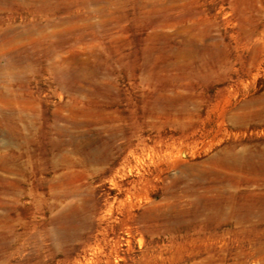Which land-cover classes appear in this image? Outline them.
Listing matches in <instances>:
<instances>
[{"label": "rangeland", "instance_id": "374dc122", "mask_svg": "<svg viewBox=\"0 0 264 264\" xmlns=\"http://www.w3.org/2000/svg\"><path fill=\"white\" fill-rule=\"evenodd\" d=\"M0 94V264H264V0H0Z\"/></svg>", "mask_w": 264, "mask_h": 264}, {"label": "bare ground", "instance_id": "6f19581e", "mask_svg": "<svg viewBox=\"0 0 264 264\" xmlns=\"http://www.w3.org/2000/svg\"><path fill=\"white\" fill-rule=\"evenodd\" d=\"M4 112L5 113H4L3 119H7V120L10 118H13V120H15V119L19 120L22 118V116H25L23 110H21V111L20 110H15V111L10 110L9 112H6V111H4ZM15 126L16 125L11 124L10 128L12 130H14ZM20 129L23 130V126H21ZM242 158H243L242 153L233 152L230 156H228L227 153H220L219 156L216 157L215 159H217V161L219 160L220 162L225 163V164L226 163L227 164H234V163H239ZM260 161H261L260 162L261 164L259 163V165L255 166V167H251L249 169V171L256 174V175L261 174L264 177V157L261 158ZM250 162H252V161H250ZM252 164H254V163H252ZM216 176L220 181H225V182H229V183H231L232 180L234 179V178L232 179L231 176H228V174H226V173H216ZM234 183L236 184V189L240 191L241 188L239 186H237L236 181ZM212 204L213 205L211 206V211L209 213L210 217H212V218H215L216 216H218V214H221V215L225 214L227 212L226 210L230 209L231 212H234V213H240L241 212V213H245L246 215H251V214H253V212L258 211V212H260L261 218L264 219V197L263 196L262 197H257V196L254 197L251 195H248V196L244 195L241 197L239 196L238 199H236L235 195H224V196H220V197L215 198L212 201Z\"/></svg>", "mask_w": 264, "mask_h": 264}]
</instances>
